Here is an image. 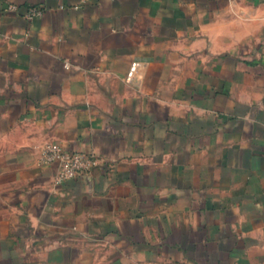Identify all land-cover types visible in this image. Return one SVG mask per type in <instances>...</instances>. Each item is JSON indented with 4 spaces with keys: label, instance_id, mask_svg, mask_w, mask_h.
<instances>
[{
    "label": "crops",
    "instance_id": "crops-1",
    "mask_svg": "<svg viewBox=\"0 0 264 264\" xmlns=\"http://www.w3.org/2000/svg\"><path fill=\"white\" fill-rule=\"evenodd\" d=\"M0 264H264V0H0Z\"/></svg>",
    "mask_w": 264,
    "mask_h": 264
},
{
    "label": "built area",
    "instance_id": "built-area-1",
    "mask_svg": "<svg viewBox=\"0 0 264 264\" xmlns=\"http://www.w3.org/2000/svg\"><path fill=\"white\" fill-rule=\"evenodd\" d=\"M12 9L15 8L12 7ZM41 13L42 11L40 9H32L28 17L32 19ZM131 75L132 73L129 74L128 79L131 78ZM44 157L48 163L56 162L59 164L57 174L59 183L86 176L99 165V161L96 158L82 153L66 152L58 144L47 145L44 151Z\"/></svg>",
    "mask_w": 264,
    "mask_h": 264
}]
</instances>
